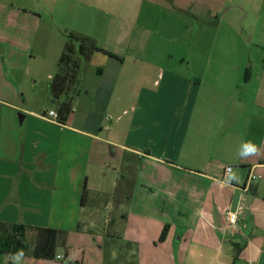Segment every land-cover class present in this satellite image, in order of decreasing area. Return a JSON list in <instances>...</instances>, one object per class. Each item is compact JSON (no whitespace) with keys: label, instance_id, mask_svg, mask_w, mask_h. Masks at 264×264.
Listing matches in <instances>:
<instances>
[{"label":"crops","instance_id":"obj_1","mask_svg":"<svg viewBox=\"0 0 264 264\" xmlns=\"http://www.w3.org/2000/svg\"><path fill=\"white\" fill-rule=\"evenodd\" d=\"M226 2L0 0V223L65 234L54 260L9 264H264V26ZM69 33L116 58L91 56L108 79L81 80L61 124Z\"/></svg>","mask_w":264,"mask_h":264},{"label":"trees","instance_id":"obj_2","mask_svg":"<svg viewBox=\"0 0 264 264\" xmlns=\"http://www.w3.org/2000/svg\"><path fill=\"white\" fill-rule=\"evenodd\" d=\"M78 44V46H77ZM101 52L109 57L113 54L103 51L93 39L71 33L57 63V73L53 76L49 92L56 105L58 122L65 124L73 111V100L79 94V68L81 61L87 63L91 56ZM165 231L161 239H163ZM65 234L55 229L31 228L23 224L0 223V255L54 260L60 236ZM238 256V255H237Z\"/></svg>","mask_w":264,"mask_h":264},{"label":"rangeland","instance_id":"obj_3","mask_svg":"<svg viewBox=\"0 0 264 264\" xmlns=\"http://www.w3.org/2000/svg\"><path fill=\"white\" fill-rule=\"evenodd\" d=\"M223 10H224L223 13L227 12L229 14H234L236 17H240V22H239L240 25L239 26L243 29H245V27L248 28L247 24L249 22L252 23L253 20H256V22L252 23L250 27L253 26L259 30L264 26V0H227L226 5L223 7ZM259 13L261 15H259V18H257V15ZM45 16H47L46 12H44V17ZM69 34H71V33H69ZM69 34L65 37L66 42L68 41ZM75 34H77V33H75ZM78 35H80V34H78ZM84 37H86V36H84ZM87 38H90V37H87ZM90 39H92V38H90ZM77 46H78V44H77ZM53 71L55 72V74L57 73V63L55 65V67L53 68ZM99 74L100 73L96 69L91 70V68H89L88 63L86 61H84V60L81 61L80 68H79V79H80V81L83 80V83L86 84L87 88L92 89L97 84H102V83L106 82V79H108V78H99V76H98ZM39 77L43 78L44 80L47 81L46 69L41 71V74ZM26 86L29 87V85H26ZM45 100H46V98L45 99L42 98L40 100L39 99H37V100L33 99V101H30V100H23L22 101L21 100L20 102H21V106L32 107L35 105L40 106L41 104H43L45 102ZM45 106L50 107L51 106L50 102L46 101ZM100 114H101V111L98 114H96L94 116V118L99 120ZM11 258L12 257H10V256L0 255V264H3V263L7 264L9 262V259H11ZM61 262H63L64 264H70L66 259H64V257L61 259ZM73 264H80V263L73 262Z\"/></svg>","mask_w":264,"mask_h":264},{"label":"built area","instance_id":"obj_4","mask_svg":"<svg viewBox=\"0 0 264 264\" xmlns=\"http://www.w3.org/2000/svg\"><path fill=\"white\" fill-rule=\"evenodd\" d=\"M47 117L52 119L55 122H58V115H57L55 110L48 111ZM231 172H232V168L227 167L225 170V175L228 176ZM259 179H261L260 176H257L253 173H250L247 183H251V182H253L255 180H259ZM236 219H237L236 213H232V212L227 213V222L228 223L233 224V223H235ZM57 258L59 259L60 257L58 256Z\"/></svg>","mask_w":264,"mask_h":264},{"label":"clouds","instance_id":"obj_5","mask_svg":"<svg viewBox=\"0 0 264 264\" xmlns=\"http://www.w3.org/2000/svg\"><path fill=\"white\" fill-rule=\"evenodd\" d=\"M259 150L258 148L251 142H247L244 144V151L243 153L239 154L243 158H247L251 155H258ZM230 179H237L236 175L233 173ZM23 255V253H17L16 256L14 257L15 260L19 259V256Z\"/></svg>","mask_w":264,"mask_h":264},{"label":"water","instance_id":"obj_6","mask_svg":"<svg viewBox=\"0 0 264 264\" xmlns=\"http://www.w3.org/2000/svg\"><path fill=\"white\" fill-rule=\"evenodd\" d=\"M18 121L19 123L21 124L23 122V119H24V115L23 114H18Z\"/></svg>","mask_w":264,"mask_h":264}]
</instances>
